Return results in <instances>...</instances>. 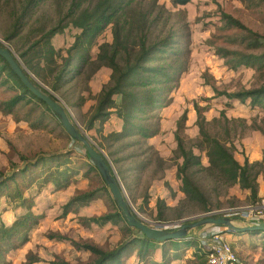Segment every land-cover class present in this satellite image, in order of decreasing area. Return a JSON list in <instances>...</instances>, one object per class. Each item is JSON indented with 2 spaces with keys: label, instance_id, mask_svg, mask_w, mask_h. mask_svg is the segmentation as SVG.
Returning a JSON list of instances; mask_svg holds the SVG:
<instances>
[{
  "label": "rangeland",
  "instance_id": "rangeland-1",
  "mask_svg": "<svg viewBox=\"0 0 264 264\" xmlns=\"http://www.w3.org/2000/svg\"><path fill=\"white\" fill-rule=\"evenodd\" d=\"M152 1L163 10L164 18L150 27L151 40L158 35L165 36L171 30L183 51L185 48L189 50L187 55L182 53L178 61L174 60L183 71L168 95L170 101L157 108L158 120L154 123L158 121L159 133L147 141L137 136H110L122 130L123 123L115 113L105 123L98 121L91 130L86 129L97 97L110 81L111 70L103 66L97 56L100 46L113 42L111 24L104 25L98 34L92 36L89 44H84L88 61L82 67L79 59L73 61L70 69L74 78L59 83L56 98L66 107L77 128L105 154L139 219L153 226L173 223L171 230L180 227L186 219L209 213L225 214V210L247 208L256 203L250 199L249 191L241 189L238 184L226 189L225 184L216 183L200 170L208 166V161L199 144L201 136L194 104L201 109L206 131L227 148L232 147L233 156L240 165L246 159L249 164H256L253 173L257 185L264 183V106L252 104L250 100L242 104L224 95L264 86V67L241 66L233 70L217 54L218 49L262 54V48L247 50L253 45L252 41L244 31L228 27L223 16H230L264 38V0H190L185 5L177 4L176 0H145V3ZM23 3L24 0H0V41L16 57L25 38L30 42L39 35L33 29L42 27L48 30L57 23L59 13L64 14L67 8H57L55 0L42 1L33 7L31 19L28 16L22 19L24 27L18 36L7 41ZM165 17L167 25L163 26ZM80 34V29L68 25L51 39L57 67L62 65L68 56L66 51ZM81 42L86 40L83 38ZM128 42L133 46L137 42L136 35L133 34ZM33 64L46 70L50 67L43 59L34 58ZM27 73L40 87L49 89L44 82ZM55 73L56 69L53 75ZM45 75L52 79L53 75L47 71ZM18 93L20 91L15 89L13 82L0 71V103L11 100ZM115 102L119 103L120 97L116 96ZM71 140L58 120L33 102L18 104L12 114L0 112V182L16 173V180L30 182L33 179L24 194L26 199L33 200L32 212L42 216L30 229L13 239L17 247L4 255L7 264H53L59 260L85 264L95 257L82 248L83 244L110 251L130 238L123 223L97 225L84 221L112 214L116 206L109 191H102L104 183L100 175L88 172L84 167L87 163L84 154L76 150ZM178 140L182 141L186 151L199 157L200 166L191 168L187 174L200 195L187 196L183 192L182 180L177 175V167L182 163ZM67 152H71L69 161H62V169L55 178L68 173L69 179L58 190L52 184L37 189L44 178H36L37 167H29L23 178L19 175L25 166L39 157ZM7 180L5 187L11 185ZM88 192H96V196L87 205L64 211L73 197ZM25 213L24 208L9 204L0 192V229H10ZM237 226L244 227L241 223ZM223 228L206 226L195 229L179 241L177 250H172L169 244H158L146 264H160L163 252L170 258V264H206L209 240L203 236ZM226 241L239 262L264 264V235L234 234ZM5 242L0 238L2 250L8 248ZM124 254H129L126 264H142L137 260L135 249L129 248Z\"/></svg>",
  "mask_w": 264,
  "mask_h": 264
},
{
  "label": "trees",
  "instance_id": "trees-1",
  "mask_svg": "<svg viewBox=\"0 0 264 264\" xmlns=\"http://www.w3.org/2000/svg\"><path fill=\"white\" fill-rule=\"evenodd\" d=\"M42 1L45 0H24L20 13L15 20L14 30L6 38L7 41L18 36L17 33L24 27V24L21 23L22 19L25 16L31 19L33 7L42 3ZM189 1L176 0V3L185 5ZM55 4L57 8L62 7V10L65 9V6L67 7L64 14L59 13L60 18L57 23L46 31L42 27L33 29L32 31L39 33V35L30 42L29 38H25L22 47L17 51V59L25 71L30 72L37 79L44 82L49 89L40 87L35 81L34 84L44 94L57 99L56 93L58 92L59 83L74 78V75L71 77L73 72L70 69L73 61L79 59L81 67L88 61L84 44H89L92 36L98 34L104 25L111 24L113 42L112 44L100 46V53L97 56L98 61L111 70L110 81L100 91L86 129L91 130L94 123L98 121L101 124L105 123L115 113L116 117L123 123L122 130L110 136L115 138L137 136L142 141L155 137L159 133L158 121L154 123V120H158L157 108L166 105L170 101L168 95L176 87L181 71H183L181 66L175 64L174 60L178 61L182 53L186 55L189 53L188 48L183 51L180 42L175 40V33L171 30L167 35H158L155 36L154 40H151L153 36L150 27L155 24V21L164 18L163 10L154 1L145 3V0H55ZM83 5L85 6L81 9ZM155 13L158 14L156 17L154 16ZM223 18L226 20L228 27L244 31L252 41L253 45L249 46L250 48H247V50L252 49V47L262 48L263 50L262 54L253 55L241 54L236 50L218 49L217 54L225 59L228 68L235 70L241 66H256L257 69L264 67V38L247 30L245 26L230 16L224 15ZM68 25L80 29L81 34L75 38L72 46L66 51L68 56L64 59L62 65L57 67L54 60L55 51L50 44L51 39L56 34L62 33ZM165 25H167L166 17L163 26ZM133 34L136 35L137 42L130 46L128 39ZM83 38L86 42H81ZM24 46L26 48L21 50ZM34 58L43 59L44 62L47 61L50 64V67L52 65L53 67L46 70L40 67L39 64H33ZM0 64L2 74H5L13 82L15 89L20 91L11 100L0 103V112L12 114L18 104L33 102L56 118L42 101L33 96L21 84L1 57ZM55 69L56 73L53 75ZM46 71L53 75L52 79L45 75ZM224 95L242 104L250 100L252 104L264 106V86ZM116 96L120 97L119 103L115 102ZM194 108L197 115L196 123L201 136L199 144L205 151L208 161V166L201 167L200 170L216 180V183L225 184L226 189L238 184L241 189L249 191L250 199L253 202H257L258 185L253 173L256 164H249L246 159L243 165H240L233 156V148H227L206 131V122L201 115V109L195 104ZM138 115H141V117L139 118ZM185 119V116H183L182 120ZM152 120L153 122H151ZM71 142L75 144L76 150L84 154L87 161L84 167H87V171L98 174L85 149L75 141L71 140ZM178 152L182 163L177 167V175L182 180L184 194L187 196L200 195L199 189L187 174V171L191 168L200 166L199 157L191 151H186L181 140H178ZM70 154L71 152H67L56 156L39 157L34 163L25 166L19 172V175L23 178L29 167H37L38 174L36 178L44 176L41 184L37 185V189L52 184L55 190H58L68 182V173H65L64 177H55L59 175L57 173L59 169H62V161H69ZM6 179L11 185L5 187ZM6 179L0 182V192L9 204L24 208L26 213L18 218L10 229H0V238L6 240L5 245L8 247L6 250H2L0 247V264H7L4 255L8 250L17 247L13 239L21 232L30 229L42 217L32 212L33 200L32 198L26 199L24 194L25 190L30 189L33 179L30 182L16 180L17 173ZM102 191L108 193L105 185ZM95 196L96 192L79 194L65 205L64 211L67 212L70 209L87 205ZM84 221L96 223L97 225H104L108 222L113 224L123 223L124 228L130 234L128 240L110 251H104L90 244H83L82 248L95 257L93 261L85 264H126L129 254H124V251L129 248L135 249L137 260L142 264H146L158 244H169L172 250L179 248V241L154 242L145 238L139 231L129 228L117 208L112 214ZM161 257L160 264H170V258L167 257L165 252ZM53 264L70 263L59 260L53 262Z\"/></svg>",
  "mask_w": 264,
  "mask_h": 264
},
{
  "label": "water",
  "instance_id": "water-1",
  "mask_svg": "<svg viewBox=\"0 0 264 264\" xmlns=\"http://www.w3.org/2000/svg\"><path fill=\"white\" fill-rule=\"evenodd\" d=\"M0 57L8 64L21 84L50 109L69 138L85 149L91 164L96 168L116 208L129 228L139 231L145 238L158 243L181 241L188 237L191 231L206 226L226 227L237 234L264 233V225L240 227L237 226L238 222L233 218L218 216L211 213L183 220L180 227L171 230L170 228L173 223L157 224L153 226L142 221L136 215L127 200L109 160L86 134L79 130L71 121L66 107H64L58 99L44 94L34 84V79L25 71L14 53L4 44L0 45Z\"/></svg>",
  "mask_w": 264,
  "mask_h": 264
},
{
  "label": "built area",
  "instance_id": "built-area-1",
  "mask_svg": "<svg viewBox=\"0 0 264 264\" xmlns=\"http://www.w3.org/2000/svg\"><path fill=\"white\" fill-rule=\"evenodd\" d=\"M0 43L4 44L2 41ZM217 215L235 219L238 223L246 226L264 225V197L260 198L253 206L247 208H237L225 210ZM234 233L230 229L224 227L219 232H210L203 239H208L206 252V264H243L239 262L235 252L230 244L223 238V234Z\"/></svg>",
  "mask_w": 264,
  "mask_h": 264
},
{
  "label": "crops",
  "instance_id": "crops-1",
  "mask_svg": "<svg viewBox=\"0 0 264 264\" xmlns=\"http://www.w3.org/2000/svg\"><path fill=\"white\" fill-rule=\"evenodd\" d=\"M258 183H259V181H258ZM257 195H258V197H259V199L260 198H263L262 196L264 195V183H259V185H258V193H257ZM243 226H246V225H244L243 224ZM224 229V228H223ZM221 231V230H220ZM234 234H237V233H232V234H229V233H227V234H223V238H225V239H230V238H232V235H234ZM257 234H259V235H264V233H257ZM241 235V234H240ZM246 235H251V234H246Z\"/></svg>",
  "mask_w": 264,
  "mask_h": 264
}]
</instances>
